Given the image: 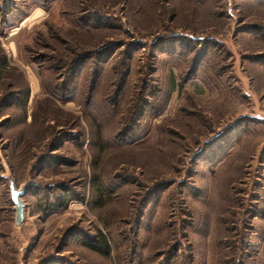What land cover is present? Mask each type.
Here are the masks:
<instances>
[{"label": "rangeland", "instance_id": "obj_1", "mask_svg": "<svg viewBox=\"0 0 264 264\" xmlns=\"http://www.w3.org/2000/svg\"><path fill=\"white\" fill-rule=\"evenodd\" d=\"M0 264H264V0H0Z\"/></svg>", "mask_w": 264, "mask_h": 264}, {"label": "trees", "instance_id": "obj_2", "mask_svg": "<svg viewBox=\"0 0 264 264\" xmlns=\"http://www.w3.org/2000/svg\"><path fill=\"white\" fill-rule=\"evenodd\" d=\"M4 60V66H5V61H6V59L5 58H3ZM84 57H78V58H75L72 62H70V65H68V66H71V67H73V69H75V68H77V66L81 63V62H83L84 61ZM24 97V102L26 101V99L28 98V91L26 90L23 94H22V98ZM20 98H21V96H20ZM18 99V98H17ZM17 102L19 101V99L18 100H16ZM16 102V103H17ZM23 102V103H24ZM12 185H13V183H12ZM103 241H104V248L103 249H99V248H95V246L93 247L94 249H97V250H99V251H106V248H105V246L107 245L106 244V240L103 238Z\"/></svg>", "mask_w": 264, "mask_h": 264}, {"label": "water", "instance_id": "obj_3", "mask_svg": "<svg viewBox=\"0 0 264 264\" xmlns=\"http://www.w3.org/2000/svg\"><path fill=\"white\" fill-rule=\"evenodd\" d=\"M22 188L23 187H21V189ZM20 190L18 191V193H21ZM15 205H16V212H17L16 220L15 221H16V223H18L20 221V219H21L22 206H21V203L18 200H15Z\"/></svg>", "mask_w": 264, "mask_h": 264}]
</instances>
